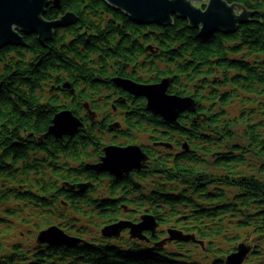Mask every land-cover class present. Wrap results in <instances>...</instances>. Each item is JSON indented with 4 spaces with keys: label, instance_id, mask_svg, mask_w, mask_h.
<instances>
[{
    "label": "trees",
    "instance_id": "16d2710c",
    "mask_svg": "<svg viewBox=\"0 0 264 264\" xmlns=\"http://www.w3.org/2000/svg\"><path fill=\"white\" fill-rule=\"evenodd\" d=\"M223 1L248 22L202 36L177 16L139 25L103 0H50L45 21L70 13L76 23L0 47V264H226L240 247L243 264H264V0ZM115 78L167 79L194 111L165 124ZM63 110L82 127L55 139L48 128ZM137 143L143 169H93L105 147ZM146 215L158 228L141 240L101 234ZM53 226L79 244H38Z\"/></svg>",
    "mask_w": 264,
    "mask_h": 264
},
{
    "label": "water",
    "instance_id": "95a60500",
    "mask_svg": "<svg viewBox=\"0 0 264 264\" xmlns=\"http://www.w3.org/2000/svg\"><path fill=\"white\" fill-rule=\"evenodd\" d=\"M110 8L122 12L139 25L169 26L172 17L186 20L194 29H199L202 36H209L217 31L233 33L240 24L248 22L251 13L242 6L229 5L223 0H103ZM50 0H0V47L14 45L23 47L21 35H35L40 42L53 38V31L67 28L76 23V17L67 13L55 22L43 19ZM59 8V0H52ZM205 6L203 8L202 6ZM112 83L136 99L146 102L147 110L159 117L165 124L176 125L179 116L193 112L195 102L189 97L168 94L170 81L165 79L156 84H139L129 79L115 78ZM66 89L70 86L67 84ZM82 127L81 120L68 110L57 113L48 128V135L55 139L73 137ZM147 156L141 147L108 146L103 150L100 162L93 166L98 173H108L119 178L144 168ZM158 224L151 216H143L138 223L120 221L105 226L101 230L104 238H119L129 230L131 239L143 238L144 232L154 233ZM170 241L194 240L181 232H170ZM79 240L66 235L60 228L53 226L41 231L37 236L38 244L51 247L74 248ZM249 250L240 247L226 258V264H243Z\"/></svg>",
    "mask_w": 264,
    "mask_h": 264
},
{
    "label": "rangeland",
    "instance_id": "374dc122",
    "mask_svg": "<svg viewBox=\"0 0 264 264\" xmlns=\"http://www.w3.org/2000/svg\"><path fill=\"white\" fill-rule=\"evenodd\" d=\"M145 141H146L145 138H143L142 136L141 137H137V140H136V142H138V143L139 142H145ZM119 143L125 145L127 142H125V141H119ZM138 143H137V145H139ZM172 230H174V229H172Z\"/></svg>",
    "mask_w": 264,
    "mask_h": 264
},
{
    "label": "flooded vegetation",
    "instance_id": "af4514ba",
    "mask_svg": "<svg viewBox=\"0 0 264 264\" xmlns=\"http://www.w3.org/2000/svg\"><path fill=\"white\" fill-rule=\"evenodd\" d=\"M89 118H92V117H89ZM109 146H110V145H109ZM112 146L125 147V146H122V145H119V144H118V145L115 144V145H112ZM137 146H139V145H137ZM97 164H98V163H97ZM97 164H96V165H97Z\"/></svg>",
    "mask_w": 264,
    "mask_h": 264
}]
</instances>
